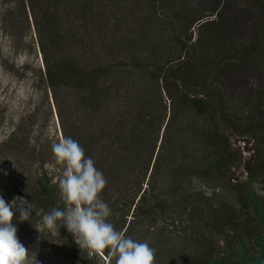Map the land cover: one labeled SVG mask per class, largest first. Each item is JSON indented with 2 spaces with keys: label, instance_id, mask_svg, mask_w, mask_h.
I'll return each instance as SVG.
<instances>
[{
  "label": "trees",
  "instance_id": "16d2710c",
  "mask_svg": "<svg viewBox=\"0 0 264 264\" xmlns=\"http://www.w3.org/2000/svg\"><path fill=\"white\" fill-rule=\"evenodd\" d=\"M175 1L152 0V14L141 28L156 25L164 34L149 43L145 36L107 37L94 1L21 0V13L31 18L37 37L46 87L37 96L43 102L24 107L0 143V195L6 201L23 197L32 206L30 222L21 223L16 212L12 223L39 264H114L107 251L90 255L80 249L64 227L55 238L35 228L44 213L64 207L42 153L49 123L55 142L72 137L95 161L108 181L102 199L112 209L109 221L155 248V264H165L163 247L176 238L192 248L180 264H232L242 255H223L217 241L240 238L252 244L259 234L261 224L247 212L257 205L248 185L229 183V171L241 158L228 134L256 142L250 181L264 179V87L251 94L258 102L255 121L235 113L223 80L233 61L229 52L218 58L212 49L199 50L191 35L182 37L177 23L185 3ZM254 1L264 18V0ZM218 12L214 8L189 23L200 21L205 28ZM89 16L96 25L92 31L86 26ZM21 148L13 161L10 156ZM7 155L13 164L8 173ZM195 179L207 183L208 192L193 186Z\"/></svg>",
  "mask_w": 264,
  "mask_h": 264
},
{
  "label": "rangeland",
  "instance_id": "374dc122",
  "mask_svg": "<svg viewBox=\"0 0 264 264\" xmlns=\"http://www.w3.org/2000/svg\"><path fill=\"white\" fill-rule=\"evenodd\" d=\"M91 1L100 7L103 15L101 30L106 32L104 34H107V37L118 34L136 40L137 36H145L147 42L151 43L155 35L164 34L156 25L141 28L144 19L152 14L150 13L152 0ZM179 1L185 5L179 8L181 15L177 23L178 32L182 37L191 35V41L199 50L212 49L218 58L222 57L223 52H229L233 61L229 64L230 69L223 79L229 89L227 94L233 100L235 113H244L248 116L250 114L255 121L259 116L258 102H253L251 94L261 91L264 87V33L261 31L264 18L258 4L254 0H176L175 2ZM163 3V0H160L159 4ZM214 8H218L219 12L216 16L210 17L213 22L207 24L205 28L200 27V21L189 23L193 16L208 14ZM95 9L96 7L91 12H95ZM162 13L172 18L171 10L164 9ZM91 20L89 16L86 26L92 31L95 30L96 25ZM110 44L109 41L102 43L108 48ZM73 50L74 53L80 52L75 48ZM40 57L32 20L28 17L27 21L22 15L21 0H0V143L5 142L12 128L18 124L24 107L36 102L40 105L43 102L42 97L40 100H38L40 97H37L42 96L46 87L45 80L41 78L43 65ZM249 59L251 64H248ZM53 121L57 122L55 117ZM228 137L232 149L239 152L241 158L240 166L233 167L229 171V183L240 187L248 185L255 197H264V179L250 181L249 170L255 155L256 142L247 137L239 138L233 133H229ZM54 142L55 134L49 123L42 140L44 146L42 153H45L44 164L48 172L55 181H59L62 168L56 164L52 155L51 145ZM22 151L23 148L10 156L13 161ZM7 156L4 171L8 173L13 164L9 155ZM15 168L19 172L16 166ZM7 173H4V176ZM193 186L208 192V185L203 181L195 179ZM217 191L224 190L217 188ZM247 212L251 216L255 215L252 208ZM186 216L182 217V221L187 220L188 216ZM217 243L223 255L248 252L253 257H259V251L251 241L234 238ZM163 249L165 264H180L183 257L192 250L189 243L182 238L167 240ZM232 264L235 262L233 261Z\"/></svg>",
  "mask_w": 264,
  "mask_h": 264
},
{
  "label": "clouds",
  "instance_id": "9594fccd",
  "mask_svg": "<svg viewBox=\"0 0 264 264\" xmlns=\"http://www.w3.org/2000/svg\"><path fill=\"white\" fill-rule=\"evenodd\" d=\"M51 151L62 168L58 190L64 207L55 206L42 215L35 226L41 236L59 237L60 228L64 227L79 248L88 250L90 255L107 251L114 264H155V248L147 241L126 235L109 221L112 209L102 199L108 181L95 161L86 156L79 141L61 137L52 143ZM16 212L21 223L30 222L33 210L25 198L17 196L7 202L0 195V264H39L37 253L18 238V228L12 223Z\"/></svg>",
  "mask_w": 264,
  "mask_h": 264
},
{
  "label": "flooded vegetation",
  "instance_id": "af4514ba",
  "mask_svg": "<svg viewBox=\"0 0 264 264\" xmlns=\"http://www.w3.org/2000/svg\"><path fill=\"white\" fill-rule=\"evenodd\" d=\"M253 196L257 201V205L252 207L254 216L262 226L259 234L252 239V245L259 251V257H253L250 253L243 252L240 254L242 258L235 259V264H264V197L260 196L257 198L255 195ZM259 215H261V218Z\"/></svg>",
  "mask_w": 264,
  "mask_h": 264
}]
</instances>
